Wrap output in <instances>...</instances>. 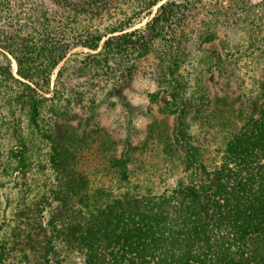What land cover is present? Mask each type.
<instances>
[{"label":"trees","instance_id":"trees-1","mask_svg":"<svg viewBox=\"0 0 264 264\" xmlns=\"http://www.w3.org/2000/svg\"><path fill=\"white\" fill-rule=\"evenodd\" d=\"M119 1L27 0L22 22L0 30V264H264V73L234 122L221 110L208 118L207 87L179 74L193 55L205 71L221 67L223 55L204 45L231 22L223 13L237 2L134 0L109 20ZM261 31L257 24L249 47L264 46ZM150 55L161 92L151 101L160 98L173 118L156 149L180 157L182 168H135L129 103L120 144L107 142L105 153L87 131L100 102L122 99L137 62ZM74 80L86 90L72 88ZM211 127L223 133L219 144ZM114 145L120 150H107Z\"/></svg>","mask_w":264,"mask_h":264},{"label":"rangeland","instance_id":"rangeland-1","mask_svg":"<svg viewBox=\"0 0 264 264\" xmlns=\"http://www.w3.org/2000/svg\"><path fill=\"white\" fill-rule=\"evenodd\" d=\"M27 0H9L5 2L4 11L0 10V30L6 33H11L16 27V22H22L25 18V14H28V8L22 5ZM34 5L37 0H31ZM46 1V0H45ZM134 0H120L119 2L111 3L110 12L113 15L108 17L109 20L114 19L116 16L123 12H129L130 9L135 8ZM237 4L232 6L230 11L223 13L230 18V23L224 24L226 26H217V32L215 40L212 43L204 45L205 50H211V48L221 55H223V63L220 68L212 67L205 71V68L200 63V55L189 56L182 58L180 64L179 74L184 79L189 81V85L197 86V79L201 80L208 91L209 98V116L213 117L215 110H221V116L224 117L227 122H234L237 120V115L241 106L246 102L249 96L256 94V86L258 79L264 73V46L258 50L256 47H249L251 40L250 37L254 36L256 25H260L262 28L261 37L264 38V19H260L261 13L264 12V0H234ZM241 2H244L241 4ZM27 3V2H26ZM46 3L49 4L47 1ZM8 5V7H7ZM33 5V6H34ZM258 6L255 13L259 11L260 15H254V8L252 6ZM260 5V6H259ZM32 6V5H31ZM52 9H55V5H49ZM230 5L226 2L224 8H229ZM25 8H27L25 10ZM156 8L151 11V15H143L139 23L135 28L143 26L149 21L155 14ZM206 18L203 15L196 20H202ZM223 19V17H222ZM198 22V21H197ZM194 21L188 22L189 26ZM75 53L86 52L81 48L73 50ZM226 52H231L225 56ZM156 61L152 55L139 60L136 64L135 75L127 83L123 91V98H107L100 102L99 107L95 111V120L88 122L87 131L91 133V136L97 134L100 136V145H102L106 153V145L120 144V140L124 139L127 134L124 129L127 120V115L123 109V104L129 103L136 110V120L134 122L135 130L131 131V134L127 138L131 140L132 148H135L133 153L134 158L137 159L135 168H141V163H144L146 168H182L180 157L176 155L172 158L166 157L164 154H160L156 149L158 148L157 142H163L167 140L166 137L170 135L172 129L173 118L161 112V103L158 98L156 101H151V95L155 93H161L157 85L156 78ZM61 65L56 69L51 77L49 86L50 97L55 87L56 75ZM12 69L14 75H16V63L12 60ZM196 74V75H194ZM103 76V75H99ZM83 80L71 81V87L78 91L83 92L86 90L85 84H82ZM108 85L105 88H110ZM62 88V86H60ZM48 96V97H49ZM221 99V103H220ZM74 112L79 116L85 114V110L81 106L72 105ZM211 120V119H210ZM212 121V120H211ZM72 126H77V119L72 121ZM83 125V122L81 123ZM212 124V123H211ZM229 125V124H228ZM196 126H199L196 125ZM150 128L152 133H149ZM217 140V144L221 142L223 133L215 132L213 127L209 129ZM203 132L202 136L209 137L210 131ZM200 130H195V133L199 134ZM215 142L213 139H211ZM161 142V143H162ZM155 143L156 146H152ZM211 145V143H210ZM108 151H119L120 147L114 145L107 149ZM160 150H162L160 148ZM145 151V152H143ZM211 154L209 159L214 156L217 158L216 145L210 146ZM215 152V153H214ZM91 154L88 151L85 155L86 158ZM141 163H140V162ZM133 168V167H132ZM1 220V218H0Z\"/></svg>","mask_w":264,"mask_h":264}]
</instances>
